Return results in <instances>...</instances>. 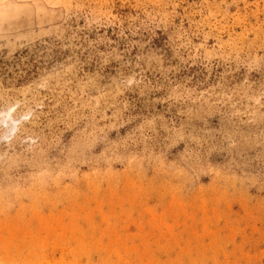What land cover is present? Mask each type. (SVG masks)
Returning <instances> with one entry per match:
<instances>
[{"label": "rangeland", "instance_id": "obj_1", "mask_svg": "<svg viewBox=\"0 0 264 264\" xmlns=\"http://www.w3.org/2000/svg\"><path fill=\"white\" fill-rule=\"evenodd\" d=\"M0 264H264V0H0Z\"/></svg>", "mask_w": 264, "mask_h": 264}]
</instances>
